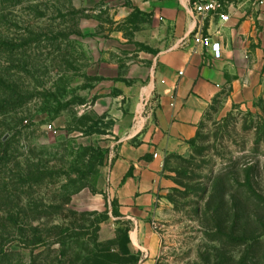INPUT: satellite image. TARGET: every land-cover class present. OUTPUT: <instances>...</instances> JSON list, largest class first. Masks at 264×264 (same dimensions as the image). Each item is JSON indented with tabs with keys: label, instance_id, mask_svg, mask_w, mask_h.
I'll return each mask as SVG.
<instances>
[{
	"label": "rangeland",
	"instance_id": "374dc122",
	"mask_svg": "<svg viewBox=\"0 0 264 264\" xmlns=\"http://www.w3.org/2000/svg\"><path fill=\"white\" fill-rule=\"evenodd\" d=\"M114 24L79 0H0V264H135L104 193L130 110L106 109L101 74L140 21ZM163 171L152 264H264V91L208 114Z\"/></svg>",
	"mask_w": 264,
	"mask_h": 264
},
{
	"label": "crops",
	"instance_id": "0c3cea01",
	"mask_svg": "<svg viewBox=\"0 0 264 264\" xmlns=\"http://www.w3.org/2000/svg\"><path fill=\"white\" fill-rule=\"evenodd\" d=\"M200 1L205 0H79L93 19L140 21L135 47L113 31L119 42L105 45L101 74L106 109L130 110L120 113L116 125L104 193L115 202V221L130 227L137 264H152L156 252L152 220L165 160L186 152L208 114L248 104L264 91V10L234 0L223 8L226 22L205 18L198 30L219 44L221 55L214 59L191 40L197 24L191 6ZM98 103L93 110L100 109Z\"/></svg>",
	"mask_w": 264,
	"mask_h": 264
},
{
	"label": "built area",
	"instance_id": "2783aa9c",
	"mask_svg": "<svg viewBox=\"0 0 264 264\" xmlns=\"http://www.w3.org/2000/svg\"><path fill=\"white\" fill-rule=\"evenodd\" d=\"M234 0H205L194 2L191 6L192 12L197 16L195 32L191 40L195 46L206 48L210 51L214 59H219L221 49L218 43L211 42L210 38L203 36L198 30L205 18L209 15H216L221 22L228 20V15L223 12V8ZM251 6L264 10V0H247Z\"/></svg>",
	"mask_w": 264,
	"mask_h": 264
},
{
	"label": "trees",
	"instance_id": "16d2710c",
	"mask_svg": "<svg viewBox=\"0 0 264 264\" xmlns=\"http://www.w3.org/2000/svg\"><path fill=\"white\" fill-rule=\"evenodd\" d=\"M114 204H115V202H114ZM113 216L114 217H116L117 216V211H116V209H114V214H113ZM121 223H123V224H127V223H125V222H121ZM128 225V224H127ZM133 257H134V263L135 264H137L138 263V260H139V253H134L133 254Z\"/></svg>",
	"mask_w": 264,
	"mask_h": 264
}]
</instances>
